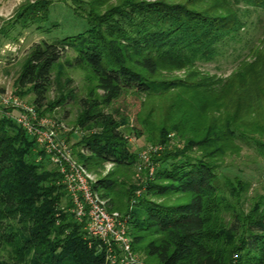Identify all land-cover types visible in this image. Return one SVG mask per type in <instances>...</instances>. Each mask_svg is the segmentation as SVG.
Returning a JSON list of instances; mask_svg holds the SVG:
<instances>
[{
    "label": "trees",
    "instance_id": "obj_1",
    "mask_svg": "<svg viewBox=\"0 0 264 264\" xmlns=\"http://www.w3.org/2000/svg\"><path fill=\"white\" fill-rule=\"evenodd\" d=\"M57 2L87 19L89 30L35 44L16 79L15 94H33V105L42 114L54 69L69 50L76 54L71 67L90 70L96 85L82 101L78 124L100 132L79 143L88 156L75 151L73 155L87 170L105 163L118 168L93 188L108 200L110 211L128 217L133 250L153 264H264V196L246 212L239 206L241 192L229 182L223 188L218 174L217 159L238 134H245L244 111L238 106L237 115L211 125L208 116L218 106L212 92L198 83L192 88L186 81L161 79L164 73L182 70L195 79L191 69L212 61L219 46L239 32L240 5L264 11V0H39L22 5L10 28L44 29L50 7ZM241 70L228 84L238 80L248 86L247 67ZM177 88L190 90L192 100L181 97L179 103L167 105L168 116L160 126L139 116L142 127L133 129L137 137L144 136L146 128L149 143L162 149L153 157L154 176L126 190L120 179L128 176L139 155L121 129L127 117L117 119L106 109L130 95L160 97L166 105ZM173 110L183 123L201 116L207 120L198 127L190 122L192 128L184 129L178 121L167 123L175 119ZM173 132L183 138L182 148L172 146ZM195 148L200 156L193 155ZM173 196L176 202L167 201ZM73 208L63 176L48 154L14 119L2 114L0 264H107L108 246L89 235L87 219L79 221Z\"/></svg>",
    "mask_w": 264,
    "mask_h": 264
},
{
    "label": "rangeland",
    "instance_id": "obj_2",
    "mask_svg": "<svg viewBox=\"0 0 264 264\" xmlns=\"http://www.w3.org/2000/svg\"><path fill=\"white\" fill-rule=\"evenodd\" d=\"M37 1L39 0H0V98L2 96L18 98L29 107H35L33 105L34 95L22 96L18 91L20 94L18 96L15 93L16 79L33 46L43 41L53 43L67 37L83 35L89 30L87 19L77 16L72 8L63 2L54 3L50 7L49 20L45 22L44 29L40 30L36 27L22 29L20 26L10 28V21L12 22L16 17L18 9L26 3ZM69 3L71 4L70 1ZM239 17L242 25L235 37L219 46L212 61L198 62L194 69H191L192 73H195V79L187 77L190 74L187 70L164 73L161 79L169 82L186 81V86L190 85L192 88L198 83L199 86H205L203 90L208 89L212 92L213 102L218 101V106L213 107L212 113L208 116L207 122H212L211 125L217 121L220 122L227 115H237L238 106L241 107V111H244L245 125L242 132L245 134H238L233 146L228 147L226 154L217 161L222 187L224 188L227 182L234 185L235 189L241 192L242 198H240L239 206L249 212L261 196H264V100L262 99L264 93V11L254 6L241 4ZM75 55L74 51L69 50L55 67L47 105L41 109L42 114H38L43 120L49 119L56 122L59 139L68 144L73 154L75 151L76 154L82 153L88 156V151L79 143L89 135L99 133L100 129L90 130V126L81 127L78 120L83 112L82 101L89 98L96 84L90 70L70 66ZM251 65H253L252 68H250ZM243 67H247L250 76L248 86L242 87L241 83L238 84V80L228 84L238 71H242ZM241 94L244 95L243 100L240 99ZM181 97L186 101H191L192 92L183 91L180 88L174 89L170 98L166 99L168 100L166 105L165 100L160 97L130 95L106 109V113H113L117 119L127 117V124L121 129L131 149L139 155L137 164L130 169V172H127L128 176L120 179V182L124 181L126 190L132 185L143 186L154 176L156 163L153 157L162 149L149 143L146 128L143 130L146 134L140 138L137 137L133 129L142 127L139 116L153 127L160 126L168 116L166 106L179 103ZM10 108V110L4 109L0 104V116L5 115L7 111L16 110ZM174 112L173 110L171 115L175 116V119H172V122L168 119L167 123L178 121L184 129L190 126V122L198 127L207 120L201 116L202 119L201 117L194 118L192 121L186 120L183 123L179 120L180 117L176 118L177 115ZM17 114L16 111L15 115ZM171 137L173 147L182 148L185 145L179 133L173 132ZM200 154L197 148L193 150V155L200 156ZM117 169L116 165L105 163L89 172L98 180L116 173ZM115 177L119 179V176L115 175ZM227 196L230 197L228 194ZM175 199L177 197L173 196L167 201L176 202ZM152 200L164 201L158 197ZM121 215L125 217L124 213ZM133 256L137 262L153 264L147 262L144 253L133 250Z\"/></svg>",
    "mask_w": 264,
    "mask_h": 264
},
{
    "label": "built area",
    "instance_id": "obj_3",
    "mask_svg": "<svg viewBox=\"0 0 264 264\" xmlns=\"http://www.w3.org/2000/svg\"><path fill=\"white\" fill-rule=\"evenodd\" d=\"M0 99L4 109H16L7 111L5 115L14 119L34 137L38 146L48 154L50 163L58 168L73 201L76 218L79 221L87 219L86 229L89 235L108 246L107 264H143L137 262L133 256L132 241L128 234V217L109 210L108 200L102 199L93 188L97 182L95 176L77 162L68 144L59 139L56 122L43 120L35 107L27 106L18 98L2 96Z\"/></svg>",
    "mask_w": 264,
    "mask_h": 264
}]
</instances>
